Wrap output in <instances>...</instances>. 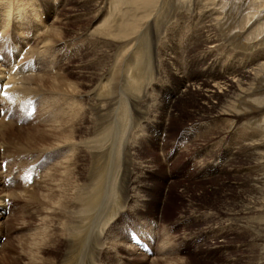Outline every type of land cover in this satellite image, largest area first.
Here are the masks:
<instances>
[{
    "label": "bare ground",
    "instance_id": "obj_1",
    "mask_svg": "<svg viewBox=\"0 0 264 264\" xmlns=\"http://www.w3.org/2000/svg\"><path fill=\"white\" fill-rule=\"evenodd\" d=\"M123 1L103 0V2L109 3L104 5L99 0H0V83L3 90L0 93V112L1 110L4 111V115L0 116V264H12L15 261L14 257L18 255H22L23 258L26 256L28 259L26 261L29 264H55L57 259L59 264H116L118 259L131 260V264H144L145 258L148 256L138 250L131 242L129 228L118 229L115 227V221H113L115 215L110 216L109 222L106 220L101 224L95 213L96 210L94 209L97 206L95 204L105 200L102 194H105L106 199H113L116 202L113 198L116 196L114 195L116 191L113 194L106 190L103 192V186L100 185L101 181H103L102 183L104 181L113 183V187L119 185L122 192V200L119 199V201H124V204H127L130 200L129 194L133 189H131L133 180L138 173L142 172L143 167L135 162L137 161L136 158L142 154L138 149H133L136 148L131 144L134 141L133 138L124 139L125 137L121 138L124 135H116L112 139L110 138L112 134H103V132L101 135L94 136V144L89 143L87 125L92 123V134H99L101 127L97 123L103 108L97 99L92 100L90 94L93 93L90 91L102 90L101 96L105 94L106 97L103 99L106 106L114 100L113 95H115L116 86L135 87L131 88L133 91L129 90L131 94L134 93L136 87H144L147 83L144 80L145 73L141 71L148 62L147 52L149 54V48L150 50L153 48L154 60L152 61H155L154 66L160 68L158 72L156 71L159 77L161 71L165 70L162 68L167 65L168 60L166 59V63L163 60L166 40H163V43V38H157V36L162 34L160 28L163 24L167 26L171 15H181L180 12L176 14L174 12V7L177 4H186L187 2L192 4L193 2L195 3L194 6L201 4L200 7L202 8L195 11V15H199L197 20L191 18V15H189L188 20L185 18L187 21L184 20L183 28L180 31L182 34L179 35V39L186 45V48L183 45L185 50H182L186 54H181V56L183 58L186 56L189 63H191L190 60L193 58L194 52H199L198 49H204L206 51L205 56H210L214 50L219 53L222 50L225 52L230 39L237 40V36L242 37L244 34L238 32L236 37L229 36L226 38L227 35L221 29L220 25L223 23L221 10L223 4L224 9L226 8V0H199L201 2L198 0H126L121 5ZM117 8L120 10L115 14ZM90 10L93 13H89ZM191 12L193 13V11ZM42 15H45L44 21ZM187 15L185 17L188 18ZM240 15L241 10L239 9L238 19ZM175 19L177 18L175 17ZM254 27L255 25L251 24L250 30ZM167 28L170 27L167 26ZM89 30L94 34L95 39L91 34L88 38L90 41L94 39L93 43L86 46L89 43L87 41L85 45L83 34L86 31L88 35L87 31ZM166 31L164 30L165 33ZM261 35H264V32H254L252 36H245V42L251 40L257 43ZM177 36L176 38L179 37ZM239 37L237 42L241 41ZM263 38H261L262 41H264ZM71 42L76 45L70 47L68 44ZM261 43L259 42V46ZM122 45L124 46L120 48ZM178 45L180 46V44ZM249 45L251 48L253 43ZM256 45L258 44H255L257 48ZM118 47L122 52L127 47L129 49L135 48L131 56L120 57L118 56V51H120V49L117 50ZM131 49L129 53H131ZM146 49L147 51H145ZM173 50L172 47V52ZM122 52L121 54H123ZM176 52L178 53L179 50ZM176 52L174 53L176 54ZM145 55L148 57L145 58L146 62L143 64ZM105 57H107L108 62H105ZM253 58V60L247 59L248 61L252 60L249 64L256 60V57ZM195 61L198 63L197 58L192 59V63ZM207 62L202 59L204 65L212 64ZM232 62L234 63L232 64ZM232 62L228 64L230 67H225V70H218L219 64L217 66L216 63H213L209 67L210 70H217L213 71L214 74L210 75L211 78L209 79H202V76L200 78L193 75L192 81L195 83L189 84V77L183 78L184 87L180 91L182 94L177 103L179 107L183 103L184 105H192L205 102L207 109H214L216 105L212 102L213 100H221L235 94L237 98L233 97L236 105L232 107L233 112L226 109L224 112H218L211 116L216 122H226L228 119L229 127L222 134L229 135L233 129L235 131L238 123L243 119H246L245 121H248L249 117L255 119V115L264 112V104L254 108V105L259 103L258 98L263 99L264 86L262 88L261 77L264 75V61L261 63L256 60L251 68L244 65L245 62ZM169 63L172 62L169 61ZM142 64L143 68H141ZM148 64L146 66H151L152 62ZM238 64H240L239 67L242 66V69L229 74L228 72L234 70L235 67L237 68ZM231 65L234 67L232 66V68ZM220 66L223 68L222 65ZM120 68L123 70L127 68L126 80L120 81L119 77V81H115V73L118 74L117 71ZM32 74H34L33 78L31 77ZM246 91H251V93L246 95ZM145 93H143L144 96ZM135 94L137 96L136 92ZM92 97L94 98L93 95ZM134 98L136 99L135 96ZM119 100L121 99L119 98ZM126 102L128 103L127 100ZM132 102L134 101L132 100ZM246 104H250L251 107L245 108ZM119 107L122 108V105ZM122 109L119 108L120 112ZM121 114H117V116ZM256 120H253L254 125L263 129L264 118L260 119L262 123ZM258 130L256 129V132ZM260 132L264 134V130ZM206 139L208 136H202L204 147L205 145L208 146ZM253 140H256V137L247 144L248 148L244 146L245 144H238L241 149L238 147L240 150L236 151L237 158L235 160L242 159L241 155L245 149H249L251 159L248 161L254 166L255 171L253 170V176L250 174L253 179L248 181L252 183H250V189L256 202L252 204V207L244 208L237 214L233 212V222L241 224L239 227H241L242 232L231 234V230L219 231L215 234V239H221L220 246L227 248L229 245L230 247L227 248L228 251H225L227 250L225 248H223L224 251L219 252L218 250L219 254L228 253L232 248L231 242L240 240L244 247L235 251H240L242 255L245 253L253 255L250 261L258 258L251 262L252 264H264V153L258 152L262 146L264 148V139ZM257 155L260 156V161H257ZM134 159L136 160L134 161ZM230 159L228 164L230 163L231 167L236 165L234 168L237 169L242 160L233 161L231 157ZM3 164L5 166H2ZM208 165L210 164L208 163ZM41 168L43 170L39 173ZM232 172L235 175L238 173L237 170ZM122 183H124L123 186ZM109 187L111 186L109 185ZM215 194L219 197V192ZM133 197L135 198V196ZM86 205H89V210L85 209ZM118 207L121 208L122 206ZM99 208L101 209V207ZM224 212L226 211L224 210ZM113 213L117 214L116 211ZM222 215L230 220L227 214ZM106 216L109 217V215ZM239 216L241 219L238 218ZM39 218L40 220H37ZM99 226L105 230L117 232L111 235L104 229L99 230ZM136 233L139 235L134 233L133 235L138 236L141 242H143V238H146L148 241L150 240V244L152 238L150 239L149 232L136 231ZM1 240L4 241L1 242ZM203 243L205 244L206 241ZM216 245L218 246L219 243L216 242ZM165 246L163 245V248ZM150 247L152 248V244ZM187 256L194 257L193 259L198 257L196 253H193L192 256L187 254ZM254 256L258 257L253 259ZM158 260L160 259H155L154 264L158 263ZM237 263L238 261L227 264Z\"/></svg>",
    "mask_w": 264,
    "mask_h": 264
},
{
    "label": "rangeland",
    "instance_id": "obj_2",
    "mask_svg": "<svg viewBox=\"0 0 264 264\" xmlns=\"http://www.w3.org/2000/svg\"><path fill=\"white\" fill-rule=\"evenodd\" d=\"M94 1H96V0H94ZM99 1H101V3H104V5L109 4L108 2H103V0H99ZM105 1H108V0H105ZM111 1L112 0H110V2ZM125 1L126 0H124L121 3V5H123V3H125ZM226 1H227V5H226L225 9H224V4L222 2L223 8L221 10V13H222V17H223V23L220 25L221 29L227 35L226 38H229V36L236 37V34L238 32L240 34L243 33L244 35L242 37L237 36V40L239 37L242 42L241 41L237 42V40H235V39H234L235 41L230 39V41L227 43L228 48L225 49V52H224V50L221 49L222 52H224V53H222V52L219 53L218 51H217L218 52L217 53L216 50H214L212 53H210V56H205L206 51H204V49L200 48V49H198L199 52H194V55H193V58L198 59V61H197L198 63H196V61H195V63H192L193 58H191V60H190L191 63H189V59L186 58V56H184V58H183V56H181V54L182 55L186 54L185 51H182V50H185L186 45H185V42H183L181 39H179L181 34H182V32H180V31L183 28V25H184L183 22L187 21L190 18L189 15H191V18H194L195 20L198 19L197 17L199 15L196 16L195 11L198 9L201 10L202 8L200 7L201 4H199V5L196 4V6H194L195 3H193V2H192V4H190L188 2H187L188 4L187 3L186 4L185 3L177 4L179 7L176 5L174 7V12H175V14L180 12L181 15H179V14H176L175 16L171 15L169 22L167 24V26L170 28L168 29L166 24H163L162 27L160 28V31L162 30L161 32L163 35L160 33L162 36L160 34L157 36V38H161V39L163 38L162 41L166 40V42H167V43L166 42L164 43V41H163V43L166 45L164 48L163 60L165 63L168 60L167 65L163 66V68H162L165 70L161 71V74L159 75V77L157 75L158 74L157 72H158V69L160 70V68L156 67V65L154 66L155 61H152V60H154L153 59L154 58L153 52H152L153 48H152V50H150V48H149L150 52H149V54L147 52V55L150 58L151 57L152 58H151V60H149L150 58L145 55V57L143 59L144 61L142 63L145 64V62H146L145 58H147V57H148V60H147L148 62H146V64L144 65V68H143V64L141 66V68H143V71H141V72L145 73L144 74V80L147 83L146 84L147 86L144 85L145 88L142 86H141L142 89L139 87H136V89H134L135 90L134 93L132 92V94H131V91H133L132 89L135 87H133V88L131 87L132 88L131 89L130 87H128L126 85V87L128 88L127 89L125 87V85L116 86V90L114 93L115 95H113L114 100L111 101V103L107 104L106 106H105L106 103H104L105 101L103 99L106 96H104L105 94L103 96H101L102 92H103L102 90H94V91L91 90L90 92H92L93 94L89 93L92 100L97 99L99 102H101V105L103 106V108L101 110L100 120L97 123V125L101 127V128L99 127L100 129L98 128L99 134H92V128H93L92 123L87 125L88 126L87 127L88 132H89L87 139H88L89 143L94 144L95 143L94 136L96 137L98 135H101L103 132H104L103 134H105V133L106 134L107 133L112 134L110 136V138H112V139H114L116 137V135L117 136H123L124 135L121 138L125 137L124 139H126V138H133L134 139V141L131 142V144L133 146H135L136 148H133V149H138L142 154L139 158H136L137 161H135L136 159H134V161L137 162L136 164L139 163L140 165H142L144 170L142 169V172L138 173L135 176V178L136 177L138 178V179L136 178L138 181L135 178L133 180V185L131 187V189L132 188L133 189L130 192V194H132V195L129 194V196H130L129 202L127 204H124L125 203L124 201H119V199L122 200V197H121L122 192L120 190L121 188L119 185H117L119 188L117 186H114L115 187L114 188L112 186L113 183L110 184V183L105 182V181H104V183H102L103 181H101L100 185H101V187L103 186L102 187V190H104L103 192H105V190H106L108 193L113 194L116 191L114 193V195H116L117 197L116 196L113 197L116 200V202L113 199H111V200L106 199L105 194H102V197L105 200H104V202H100V203L95 204L97 206H95L94 210H96L95 213L98 216V219H99L101 224L103 222H105L106 220L109 222L110 216L115 215V218L113 221H115L114 225L118 229L129 228L128 232L130 230H132L133 233L136 235H139L138 233H136V231H140L141 233L149 232L148 235L150 236V239L152 238L151 242H150V244H152V248L150 247V244H149L150 240L148 241L146 238H143V240H142L143 242L148 244L150 251H151L150 255L147 254L148 256H146L144 264H154L155 259L156 260L160 259V260H158V263H156V264H227V263L236 262V261H238L237 264H252L251 262L256 261L258 259L257 258L258 256H254L253 259H256V258L257 259L250 261V258H252L253 255L247 254V253L242 255L240 253V251H235V250H240L241 247H244L241 245L240 240H234L233 242L230 241L231 242L230 246L232 247L231 250L226 254L223 252H222L223 254H219V252L221 250L224 251L223 248L227 249L230 247H229V245L227 246V248H226V246H220L221 239H218V240L215 239V234L219 231H227V230H231L232 231L231 234L233 232H236L237 234L242 232V230L240 229L241 227H239V226H241V224H239V223L236 224L237 222H235V221L233 222V212L235 214H237L239 211H242L244 208L252 207V204L254 202H256V201H254L255 200L254 194L252 193V191L250 189V186L252 183L249 182L253 179L252 176L254 175L255 168L253 165H251L250 161H248L251 159V157H250L251 155H250L249 149L247 150V148H248L247 144H249V142H251L252 138L255 139V137H256V140L259 138L264 139V134H262L260 132V131L264 130V128L263 127H262L263 129L257 128L253 123V120H256L259 116H261V117H259L258 118L259 120L257 119L256 121L257 122L259 121V123H262L260 121V119L264 118V112H262L263 115H262V113H259V115H255L254 116V118L256 117L255 119H251V117H249L247 119L248 121H245L246 119H243L242 121H240L238 123L239 125L236 128V129H238V128L239 129L238 130L235 129V131H237V132H235L233 129L232 133L229 135V134H222L223 131L225 132L227 130V128L229 127L228 124H230V123H227L228 119L226 120V122H223V121L222 122H216L214 120V118H211V116L215 115L218 112L219 113L224 112L226 109H229L233 112L232 107L236 106L235 101L233 100L234 99L233 97L235 96L237 98V96L235 94H232V96L230 95V96L225 97L221 100H213L212 102H214L216 105L214 109H207L206 108L207 104L205 102L204 103H202V102L196 103V104H192V105H190V104L184 105V103H183L179 107L177 105L179 98L181 97V94H182V93H180V91H182L183 87H184V83H183L184 79L183 78L189 77V84L195 83V81H192L193 75L199 76L200 78L202 76V79H209L214 74L213 71L217 70V69L216 70L212 69V71L210 70L209 67L212 66L213 63H216L217 66L219 64V66L217 67V68H219L218 70H225V67H227V68L230 67V65H228V64H230V62H232V61H235L236 63H238V62L244 63L245 62L244 65H247L250 68L252 67L253 64H255L256 60L260 61L261 63H263L262 61H264L263 60L264 59L263 58L264 57V52H263L264 51V45H263L264 41H262V39H261L264 37V35L260 36V40H257V43L252 42L251 40L248 42H245V36H252V34L254 32H258V33L264 32V8H262L264 6V0H257V1H255V0H253V1H251V0H226ZM198 2H201V1L198 0ZM181 6H184V7H181ZM197 6H198V8H196ZM189 7H191V8H189ZM180 8L182 10L183 9L184 10L182 11ZM192 8H195V9L193 10ZM187 9H188V11L192 9L191 11H193V13L191 11H189V13H186V12H188V11H186ZM239 9L241 10V15L238 19L237 14H238ZM119 10H120V8H117L116 12H114V13L117 14V12ZM178 10H181V11H178ZM176 11H178V12H176ZM90 12L93 13L92 10H90L89 13ZM186 14H188L187 15L188 18L185 17ZM192 15H193V17H192ZM172 16H174L173 17L174 19L172 18ZM178 16H180V17H178ZM175 17L177 19H175ZM44 18H45V15H42L43 21H44ZM178 18L179 19L181 18L180 19L181 22L179 21ZM172 22H173V24H172ZM169 23H171V24H169ZM211 24H212V22H211ZM251 24L255 25V27L250 30ZM73 29H75V28H73ZM164 30L165 31L168 30V31H166V33H165ZM170 30H171V32H170ZM87 32H88V35L86 34V31L83 34L85 45H86L87 41L89 43L86 46L93 43V40L95 39V37H93L94 34H92L90 32V30ZM91 34H92V37L94 38V39L92 38L93 39V40H91L92 42L89 40ZM175 34L178 36L180 35V36L179 37L177 36L178 38H176ZM171 35L174 36L175 38L172 37ZM164 36H166V37H164ZM85 37H86V39H85ZM171 37L174 40H172ZM179 40H180V42H179ZM263 40H264V38H263ZM261 41H262V43H261ZM73 42H71L72 45H71V43L68 45L70 47L76 45ZM235 42L238 44H236ZM259 42L262 44V46H261V44L259 46ZM153 43H154V41H153ZM153 43L151 42V45ZM181 43H182V47H183V45H185L184 46L185 48L181 47ZM252 43H253V45H251L252 47L250 48L249 44H252ZM254 43L258 44V45H256L257 48L255 47ZM100 44L101 43H99V45ZM177 44H180V46L178 45L179 46L178 47ZM243 44H244L245 48H244V46H242ZM137 45H135V46H137ZM101 46H102V44H101ZM123 46L124 45L120 46V48H122ZM166 47H168L167 50H166ZM172 47L174 49L173 52H172ZM120 48L118 47L117 50H119ZM124 48H126V47H124ZM134 48L135 47H132V49L130 48L131 53H129L130 49L128 47H127V49H124L123 52L120 49V51H118V56H120V57L121 56H128L129 57V56H131ZM177 48H178L179 52L181 51L180 53L178 52L180 54V57H179L178 53L176 52V51H178ZM147 49L145 51H147ZM241 49H244V50L241 51ZM261 49L263 50L262 52L260 51ZM168 50H170V51L168 52ZM231 51H232V53H231ZM233 51L235 52V54ZM247 51H248V53H247ZM121 52L123 54H121ZM165 52L167 53V55ZM174 52H176V54ZM202 52H204V53H202ZM171 53H173V55H170ZM128 54H130V55H128ZM171 56H173V58H171ZM228 56L230 58L231 57L232 58L230 59ZM240 56H241V60H240ZM253 57H256V60L252 64H249L254 59ZM201 58L205 59L206 62L208 61L207 63H212V64L204 65L202 63ZM235 58H237V59L235 60ZM247 59L248 60L252 59V60L248 61ZM238 60H240V61H238ZM169 61L172 63L170 64ZM105 62H108L107 57H105ZM151 62L153 65L151 64ZM173 62H174V64H173ZM148 63L151 64V66ZM233 63L234 62H232V64ZM246 63H248V64H246ZM147 64L150 67L146 66ZM177 64H179V65H177ZM169 65H170V67H169ZM175 65H177V66H175ZM194 65L196 66L195 68L193 67ZM220 65H222L223 68ZM239 65L240 64H238V67L237 68L235 67L234 70L230 69L231 71H229L228 73L231 74L235 70H239L240 68L242 69V66L239 67ZM152 66L155 67L156 70ZM232 66L233 65H231V67ZM166 67H167V69H166ZM191 67H192V69H191ZM146 68H148V69H146ZM151 68H153V69H151ZM220 68H222V69H220ZM147 70H149V71H147ZM184 70H186V71H184ZM127 71H128L127 68L125 70H123V68H120L117 71L118 74L115 73L114 80L119 81V77H120V81L126 80L125 75H127V74H125V72H127ZM263 71H264V69H263ZM208 74H209V76H208ZM147 75H148V77H147ZM31 77L33 78L34 74H32ZM261 78H262V88H263V86H264V75ZM159 79H161V80H159ZM129 90H131V91H129ZM98 92H99V94H98ZM128 92H130V93H128ZM135 92L137 93V96H136ZM147 92H148V96H147ZM127 93H128V95H127ZM139 93L141 95H138ZM143 93H145V96ZM250 93H251V91H246L245 94L247 95ZM125 94H126V96H125ZM152 94H154V95H152ZM92 95L94 96V98L92 97ZM97 95H99V97H97ZM114 96H115V98H114ZM134 96L136 97V99L134 98ZM124 97L128 101V103L126 102L125 99H123ZM143 97H144V99H143ZM119 98L121 100H119ZM148 98H150V99H148ZM132 100L134 102H132ZM258 100H259V103L257 105H254L255 106L254 108L259 107L260 104H264V94H263V99L258 98ZM144 101H146V102H144ZM118 102H119V104H118ZM136 102H138V103H136ZM120 104L122 105V108L124 107L123 109L121 107H119V106H121ZM133 105H135L134 108H133ZM149 105H150V108H149ZM208 105H210V104H208ZM250 107H251L250 104H246V106H245V108H250ZM119 108L122 109L121 112H120ZM177 109H178V111H177ZM126 112H127V114L129 113L128 114L129 116L126 114ZM117 114H121V115L117 116ZM122 120H123V122H122ZM112 124H113V126H112ZM90 125H92V126H90ZM262 125H264V123ZM253 128L260 130V131L259 130L257 131L258 133L260 132L259 135L256 132V129L254 130ZM101 129H102V132H101ZM222 135H224V136H222ZM202 136L203 137L208 136V139H206V141L208 142V143L206 142V144L208 145L207 147H206V145H205V147L203 146L204 142L202 141ZM256 140H253V141H256ZM188 141H190V142H188ZM238 144H240V145L245 144L244 146H246L247 148L245 149L246 152L244 151L243 154L241 153L242 159H238V160H242V161L239 164V167L236 169V168H234L236 165H233V167H231L232 165H230V163L228 164V162H230V160H231L230 157L232 158L233 161H238V160H235L237 158V152L236 151L237 150L239 151L241 149V147H239L240 145H238ZM238 147L240 149H238ZM259 151L261 153H264L263 146H262V148H260L258 150V152ZM230 155H233V156H230ZM252 157H253V152H252ZM257 161H260L259 155H257ZM140 162H142V163H140ZM208 163L210 165H208ZM42 170L43 169L41 168L39 170V173H41ZM233 170H237L238 173L235 175V173L232 172ZM229 171L232 172L233 174L230 173ZM102 173H104V172H102ZM139 176H140V178H139ZM143 177H144V179H143ZM140 181H141V183H139ZM105 184H107V185L105 186ZM109 185L111 187H109ZM123 185H124V183H122V186ZM116 187H117V189H116ZM109 188L110 189L113 188L114 190L112 191V189H111V191H110ZM27 189H29V188H27ZM218 192H219V197L216 196V194H215ZM133 196H135V198ZM132 199H133V201H131ZM112 200H113V202H112ZM159 200H160V202H159ZM156 201H157V203H156ZM238 202H240L242 204H240ZM115 203H116V205H115ZM156 204H157V207H156ZM238 205H239V207H238ZM118 206H122V207L120 208ZM88 207H89V205H86L85 209L89 210ZM99 207H101V209ZM117 207H118V209H117ZM224 210L227 213L224 212ZM15 211H16V208H15ZM114 211H116L117 214L113 213ZM102 213L105 217H102L103 216ZM222 214H224V215L227 214L228 219H230V220H227V217L223 216ZM106 215H109V217ZM101 217H102V219H101ZM238 218L241 219L240 216ZM37 220H40V218ZM145 220L146 221L148 220V222H145ZM216 220H218V221H216ZM133 224L136 226L134 227ZM103 229L105 230V228L99 226V230H103ZM105 231L109 232L111 235L113 233L117 232L114 230H113L114 231L113 232L109 229H107ZM3 241L1 240V242H3ZM205 241H206V243L204 244L203 242H205ZM214 242L215 243L218 242L219 247L217 245L215 246ZM162 244L164 246L166 244V246L163 248ZM196 245H197V247H196ZM218 248H220V249H218ZM213 249L215 250V252ZM152 250H153V255H152ZM218 250H219V252H218ZM85 251H86V249H85ZM225 251H228V249ZM232 251H234V252H232ZM161 252H163V253H161ZM202 252H203V254H202ZM160 253H161V255H160ZM193 253H196V256H198L197 259L196 258L193 259L194 257H188L187 256V254L192 256ZM135 255H137V254L135 253ZM168 256H170V257H168ZM166 257H167V259H166ZM117 258H120V257H117ZM14 259H15V261H13L12 264H29L26 261V259H27L26 256L23 258L22 255H18L17 257H14ZM51 260H52V258H51ZM116 261H117L116 264H119V263L120 264H131V262H132L131 260L129 261V260H123V259H121V260L118 259ZM119 261H121V262H119ZM55 264H59L58 259L55 262Z\"/></svg>",
    "mask_w": 264,
    "mask_h": 264
}]
</instances>
